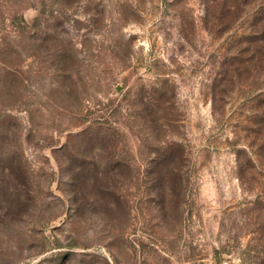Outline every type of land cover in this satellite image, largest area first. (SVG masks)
I'll return each mask as SVG.
<instances>
[{"label":"rangeland","instance_id":"1","mask_svg":"<svg viewBox=\"0 0 264 264\" xmlns=\"http://www.w3.org/2000/svg\"><path fill=\"white\" fill-rule=\"evenodd\" d=\"M243 15L0 0V264H264Z\"/></svg>","mask_w":264,"mask_h":264},{"label":"trees","instance_id":"2","mask_svg":"<svg viewBox=\"0 0 264 264\" xmlns=\"http://www.w3.org/2000/svg\"><path fill=\"white\" fill-rule=\"evenodd\" d=\"M211 3L221 7V12L227 17H235L236 12L244 14L241 20L246 29L240 43H244L246 48L241 53L243 60L240 64L246 71H249V65L252 64L255 70L264 73V0H211ZM242 54L247 56L246 59ZM260 94L258 97L263 96L262 92Z\"/></svg>","mask_w":264,"mask_h":264},{"label":"built area","instance_id":"3","mask_svg":"<svg viewBox=\"0 0 264 264\" xmlns=\"http://www.w3.org/2000/svg\"><path fill=\"white\" fill-rule=\"evenodd\" d=\"M226 264V263H225Z\"/></svg>","mask_w":264,"mask_h":264}]
</instances>
